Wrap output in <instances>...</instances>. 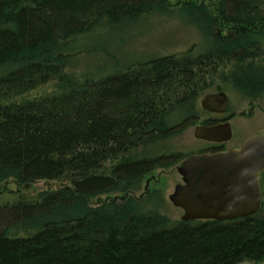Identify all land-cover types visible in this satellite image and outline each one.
<instances>
[{"label": "trees", "instance_id": "16d2710c", "mask_svg": "<svg viewBox=\"0 0 264 264\" xmlns=\"http://www.w3.org/2000/svg\"><path fill=\"white\" fill-rule=\"evenodd\" d=\"M170 11L194 20L207 47L100 77L66 70L70 51L97 32ZM51 81L53 90L23 96ZM213 85L251 100L264 93V0H0V183L61 181L0 204V264L263 260V206L183 220L161 209L155 189L135 195L145 176L186 157L151 150L198 122Z\"/></svg>", "mask_w": 264, "mask_h": 264}, {"label": "rangeland", "instance_id": "374dc122", "mask_svg": "<svg viewBox=\"0 0 264 264\" xmlns=\"http://www.w3.org/2000/svg\"><path fill=\"white\" fill-rule=\"evenodd\" d=\"M170 4L175 9L177 1H171ZM191 20L176 11L156 12L144 15L137 21L118 29L99 31L84 42L86 46H76V49L70 51L66 70L80 79L87 76L100 77L122 70L131 62L153 56L186 50L191 46L204 49L207 47L204 46L206 44L205 33L194 20ZM54 88L55 83L51 81L23 96L40 95ZM222 90L216 85L207 88L200 97L201 111L198 122L191 124L183 132L171 136L163 143L156 144L151 152L179 150L189 155L198 153L202 151L201 149L211 145V141L196 137L194 129L197 124H204L202 122L207 118L222 116V114L204 109L201 105V98L204 94ZM226 92L229 105L224 114L234 115L230 118L233 136L227 141V145H240L252 136L264 134V93L251 100L232 87L227 88ZM180 162L166 168H157L145 176L135 190L137 197H142L146 192L154 189L158 192V196L162 194L164 204L161 209L174 219L181 218L184 213V209L174 205L169 198L175 185L182 182V175L177 169ZM60 184L61 181L45 179L20 184L14 178H9L0 183V204L14 201L21 193L27 197L36 198L40 191L58 187ZM261 192L264 208V180L261 181ZM239 264H264V259L261 261L245 260Z\"/></svg>", "mask_w": 264, "mask_h": 264}, {"label": "water", "instance_id": "95a60500", "mask_svg": "<svg viewBox=\"0 0 264 264\" xmlns=\"http://www.w3.org/2000/svg\"><path fill=\"white\" fill-rule=\"evenodd\" d=\"M201 105L211 112H226V91L209 92ZM194 134L211 142L233 136L230 121L197 124ZM183 182L169 198L184 209L183 220L232 219L253 214L262 206L261 173L264 171V135H255L242 145L219 151H203L184 157L177 166Z\"/></svg>", "mask_w": 264, "mask_h": 264}, {"label": "flooded vegetation", "instance_id": "af4514ba", "mask_svg": "<svg viewBox=\"0 0 264 264\" xmlns=\"http://www.w3.org/2000/svg\"><path fill=\"white\" fill-rule=\"evenodd\" d=\"M214 113H217V114H222V116L221 117H210V118H212L213 120H214V122L213 123H217V122H220V121H230V118L231 117H233L234 115L233 114H224L225 112H223V113H218V112H214ZM233 115V116H232ZM231 122V121H230ZM210 124H212V123H210ZM232 125V124H231ZM233 129V128H232ZM259 135H261V134H259ZM262 135H264V134H262ZM228 141V140H227ZM227 141H222V142H211V145H209V146H207L206 148H203V149H201L202 151H200V152H203V151H219V150H225V149H228V148H230V147H237V146H240V145H242V144H240V145H235V146H229V145H227ZM212 149V148H215V150H210V149ZM263 174H264V171H262V173H261V179H262V177H263ZM182 182H183V180H182ZM260 185H261V180H260Z\"/></svg>", "mask_w": 264, "mask_h": 264}]
</instances>
